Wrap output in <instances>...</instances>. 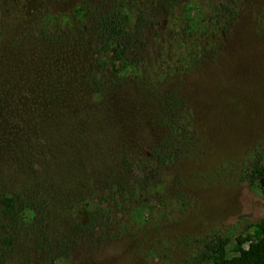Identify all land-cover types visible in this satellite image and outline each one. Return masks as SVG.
I'll use <instances>...</instances> for the list:
<instances>
[{"label":"rangeland","instance_id":"rangeland-1","mask_svg":"<svg viewBox=\"0 0 264 264\" xmlns=\"http://www.w3.org/2000/svg\"><path fill=\"white\" fill-rule=\"evenodd\" d=\"M152 1L156 28L153 36L145 32L136 70L129 68L123 81L148 77L160 85V95L176 91L182 102L174 118L178 133V127L183 130L181 150L173 160L155 157L151 149L159 145L163 129L148 124L145 105L138 106L142 100L130 81L125 88L130 91L120 95L128 99L108 98L110 105L115 102L109 113L115 110L118 117L112 143L132 145L117 151L139 163L137 175L153 168L145 189L131 199L124 194L123 202L95 201L96 228L79 230L77 224H86L88 214L78 220L68 214L64 224L53 223L44 233L39 250L28 239H17L6 264H215L206 245L221 239L230 247L238 237L259 236L264 200L248 176L254 160L264 166V0H175L168 9ZM104 2L0 0V132L10 123L39 122L33 114L35 107L40 109L38 102L28 104L29 116L21 115L22 123L15 118L17 106L6 88L13 90L9 80H23L25 69L31 74L46 38H84L80 47L54 62L73 63L74 76L82 77L95 65L91 10ZM163 39L172 45L161 49L164 58L157 61ZM78 87L79 104L86 108L91 89L84 82ZM65 101L58 113L73 110L69 97ZM5 155L0 159L7 175L0 171L2 184L11 176Z\"/></svg>","mask_w":264,"mask_h":264},{"label":"trees","instance_id":"trees-1","mask_svg":"<svg viewBox=\"0 0 264 264\" xmlns=\"http://www.w3.org/2000/svg\"><path fill=\"white\" fill-rule=\"evenodd\" d=\"M137 1L106 0L104 6L102 3L93 6L90 30L97 61L82 77L72 74L73 63L54 62L64 57L66 51L80 47L84 38L80 35L72 41L63 34H56V37L44 40L40 48L42 54L34 61L30 75L25 69L23 80L14 83L9 80L7 85L13 90L6 88L7 95L17 106L15 112L19 116L15 118L18 121L22 123L20 116L29 114L26 108L29 103L35 106L38 102L40 109L36 111L35 107L33 113L39 115L35 118L39 122L10 123L0 132V159H6L7 154L11 171L8 183H0V264H6L17 239L26 238L39 250L41 240L46 239L44 233L53 223L64 224L68 214L72 220H78L82 213H87L86 224H77L78 229L96 228L95 221L100 217L92 210L95 201L113 199L123 202L124 194L131 199L139 189H145L149 176H153V168L137 175L140 170L135 172V166L139 163L132 162L128 152L117 151H128L133 149L132 145L112 143L117 133L118 117L112 114L115 110L109 113L115 102L110 105L108 98L128 99L120 95L130 91L125 90L130 81L142 100L136 101L138 106L145 105L148 124L153 127L154 122L158 131L163 129L159 145L152 146L153 154L161 162L177 156V148L183 143V138L178 137L183 130L178 127V133L174 123L182 107L176 91L160 95V85L153 84L148 77L139 82L132 78L123 81L129 68L130 72L136 70L141 51H144L145 32L151 30L153 36L156 28L151 14L155 9L153 1L139 0L142 6H149V12L145 6L135 7ZM174 5L175 0H157L155 6L168 9ZM163 40L155 53L157 61L164 58L161 49L172 45V41ZM47 56L51 59L48 60ZM75 66L79 71L82 68L78 61ZM109 68L111 73L107 71ZM58 74L63 76L60 80ZM69 79L73 81L67 84ZM80 82L91 89L86 108L79 104V87L77 91L75 89ZM67 97L72 101L73 110L66 112L62 109L64 112L58 113L67 104ZM45 101L48 105L43 107ZM6 145L9 148L4 150ZM160 154L163 155L160 157ZM0 171L6 178L5 167ZM248 180L264 200V166L259 160L251 164ZM257 231L259 236L256 239L238 237L230 247L226 241L218 239L205 249L215 264H264V220L257 224Z\"/></svg>","mask_w":264,"mask_h":264}]
</instances>
